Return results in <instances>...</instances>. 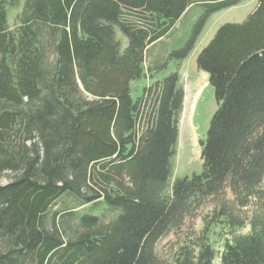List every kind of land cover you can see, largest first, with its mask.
Returning a JSON list of instances; mask_svg holds the SVG:
<instances>
[{
	"label": "trees",
	"instance_id": "obj_1",
	"mask_svg": "<svg viewBox=\"0 0 264 264\" xmlns=\"http://www.w3.org/2000/svg\"><path fill=\"white\" fill-rule=\"evenodd\" d=\"M240 1L24 0L10 28L15 1L0 0V177L9 173L0 264H166L158 241L207 198L229 190L235 204L264 211V0L244 21L220 25L197 55L216 109L199 140L201 171L167 191L184 97L178 72L135 99L130 89L146 73L147 50L169 41L190 8L204 11L189 39L176 52L165 44L149 74L183 59L208 16ZM249 224L219 264H264V218ZM208 242L204 227L172 264H216Z\"/></svg>",
	"mask_w": 264,
	"mask_h": 264
},
{
	"label": "rangeland",
	"instance_id": "obj_2",
	"mask_svg": "<svg viewBox=\"0 0 264 264\" xmlns=\"http://www.w3.org/2000/svg\"><path fill=\"white\" fill-rule=\"evenodd\" d=\"M14 1V5L7 8V25L10 28L17 24V15L21 11L24 0ZM256 3L257 0H241L236 5L213 12L200 27L192 48L183 59L172 57L166 63L165 68L158 72L152 71L155 73L154 75L149 74L148 67L151 64L160 61L159 59L165 56L168 51L171 53L181 50L189 39L204 11L202 7L190 8L180 18L172 38L170 35L165 37L169 41L162 39L150 46L144 63L146 73L130 84L131 97L135 99L140 95L144 86L156 79H161L173 70L178 72L179 85L182 87L185 97L182 102V112L177 118L178 135L174 146L171 176L166 191L169 190L176 178L190 177L201 171L199 140L204 139L209 120L216 109L214 91L208 83L207 73L199 70L196 66L197 55L211 40L220 25L244 21L255 8ZM116 39L123 49L126 46V39L117 30ZM165 44H168L170 50H166ZM154 69L157 71V68ZM8 178L9 173L2 175L0 184H4ZM262 188H264V176ZM90 206H84L81 210L88 211ZM60 207L61 204H58L56 209ZM93 207L94 213H101L99 206ZM222 211H225L226 214ZM103 215L106 218L112 216L109 210H104ZM254 216L264 218V211L256 205L255 201H251L244 207L239 206L234 203L229 190H226L225 198H207L199 208L193 209L185 217L183 226L178 231L170 232L162 237L156 245L157 254L166 264H172L177 250L182 246H192L203 228L207 227L208 243L215 252L214 262L219 264V255L225 243L229 242L234 235L248 233L250 230L249 218ZM229 222L236 225H229Z\"/></svg>",
	"mask_w": 264,
	"mask_h": 264
},
{
	"label": "crops",
	"instance_id": "obj_3",
	"mask_svg": "<svg viewBox=\"0 0 264 264\" xmlns=\"http://www.w3.org/2000/svg\"><path fill=\"white\" fill-rule=\"evenodd\" d=\"M184 97H185V93H184ZM183 101H184V98H183Z\"/></svg>",
	"mask_w": 264,
	"mask_h": 264
}]
</instances>
